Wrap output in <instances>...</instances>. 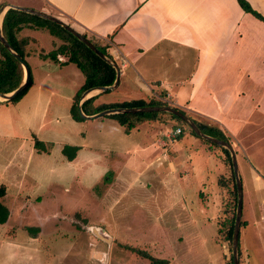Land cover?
<instances>
[{
	"label": "rangeland",
	"instance_id": "obj_1",
	"mask_svg": "<svg viewBox=\"0 0 264 264\" xmlns=\"http://www.w3.org/2000/svg\"><path fill=\"white\" fill-rule=\"evenodd\" d=\"M5 1L41 6L39 0ZM3 4L0 0V7ZM31 35L39 41L25 49L32 80L38 78V83L46 72L55 80L41 83L40 101L32 82L16 102L7 103L8 112L21 110L31 134L19 149V134L8 138L0 130V186L5 188L0 200L9 210L0 225V264H151L149 257L169 264H230L231 240L224 239V232L235 219L237 193L220 148L198 138L196 148L204 144L216 155L206 150L200 157L190 147L189 169L181 167L169 176L162 166L161 185L150 182L154 180L150 174L141 184L145 176L140 181L136 176L144 163L135 155H124L123 149L145 137L139 131L126 135L123 126L108 116L75 121L70 107L84 73L67 59L60 64L61 54L50 57L59 52L60 39L45 29H33ZM118 91L102 92L100 102L121 101ZM4 117L0 111V119ZM14 123L20 131L21 123ZM171 133L168 138L173 141L177 137ZM226 138L243 185L239 264H264V220L255 217L256 207L255 216L247 210V201L257 206L264 197V140L242 150ZM27 149L32 150L28 161ZM198 163L208 176L205 182L199 180ZM253 174L262 179L260 183ZM242 219H248L247 224H241Z\"/></svg>",
	"mask_w": 264,
	"mask_h": 264
},
{
	"label": "crops",
	"instance_id": "obj_2",
	"mask_svg": "<svg viewBox=\"0 0 264 264\" xmlns=\"http://www.w3.org/2000/svg\"><path fill=\"white\" fill-rule=\"evenodd\" d=\"M1 1L52 15L88 37L94 45L104 46L110 59L119 67V82L109 90H119L121 101L116 102L143 100L172 104L161 106L173 107L187 116L193 114L204 118L242 150L253 148L264 140V22L245 13L236 0H39L41 6ZM247 1L264 16V0ZM31 30L24 28L20 32L22 38H27V45L39 42L31 35ZM253 34L257 35L256 39ZM50 42L53 44L54 41L51 39ZM41 49L39 52L44 54L45 48ZM57 59L63 64L67 58L60 55ZM51 76L46 72L38 83H35L38 78L32 80L37 86L39 101V92L43 89L41 83L53 82L55 78ZM101 94L89 96H96L92 108L105 103L100 102ZM0 102V111L5 114L4 119H0L2 135L13 138L18 133L20 149L31 134L28 120L20 114L21 110L8 112L9 101ZM160 114L162 117L157 114L131 132H125L122 127L126 135L139 131L145 137L130 142L123 149L124 155H135L144 163L136 176L139 181L145 176L141 184L150 174V178H154L150 182L161 185L162 166L169 176L178 174L181 167L189 169L191 152H198L200 157L207 153L206 150L213 155L216 153L207 146L205 149L204 144L196 148L197 137L184 131L183 125L173 122L168 114ZM190 115L188 117L194 122H202ZM14 119L21 123L20 131ZM178 127H183L182 132L170 141L168 133ZM190 147L195 150L190 152ZM31 153L32 150L27 149V161ZM198 164L202 174L199 180H206L204 166ZM253 176L256 184L260 183L262 179ZM199 180L196 188L201 186ZM247 210L257 219L264 220V197L257 206L252 200L247 201ZM247 220H243V224H247Z\"/></svg>",
	"mask_w": 264,
	"mask_h": 264
},
{
	"label": "trees",
	"instance_id": "obj_3",
	"mask_svg": "<svg viewBox=\"0 0 264 264\" xmlns=\"http://www.w3.org/2000/svg\"><path fill=\"white\" fill-rule=\"evenodd\" d=\"M236 1L245 13H249L253 15L255 18L264 22V16H262L257 11H255L247 0H236ZM24 28L45 29L51 36L60 39L61 44L57 48L59 52L56 54L50 53V57L54 59L57 54L67 56V61L73 62L82 71V73H84L85 75L84 83L80 87L79 91L75 94L70 107L71 117L75 119V121H80L84 119L83 117L80 116L78 111V102L81 93H83L85 90L89 88L98 87V86H109L113 84L116 76V71L114 67L109 63H107L106 61L99 58L91 49H89L75 36H73L71 33H69L67 30H65L57 23L47 19L40 18L35 15L28 14L23 11L10 8L5 11L2 17V21H1L2 35L9 42V44H11V46L15 49V51L21 55V57L25 61H26L25 45L27 43L26 41L27 38H22V36H20L21 30H23ZM95 46L107 57L109 58L111 57L110 55L107 54L104 46H100L97 44H95ZM23 76L24 73L21 64L0 43V92L8 93L16 89L21 84L23 80ZM31 83H32V76L30 69V80L28 86L10 101L16 102L27 91ZM95 99L96 96H91L81 104V109L84 114L91 115L109 108L125 109V108H141L147 105H157V106L166 105L165 103L158 101L155 102L152 101L150 103H146L143 100H130V101L107 103V104L102 103L92 108V103ZM160 113L168 114L172 119L179 120L180 122H182V124H184L188 128V126L184 123L182 119L168 112L158 113L156 111H152V112H140V113H118V114L108 115V117L115 119L121 126H123L126 129L125 130L126 132H129L130 130L136 128L139 125V123H142L148 119H154L157 116V114ZM195 123L203 133L227 141L225 134L218 127L198 121H195ZM189 132L194 137L199 138L191 129H189ZM202 140L214 147L220 148V150L224 154L223 158L230 167L229 168L230 174H232L231 176L232 178H234L229 152L225 148L217 144L211 143L204 139ZM38 142H36L37 145H39ZM69 158L72 159L73 155H70ZM233 186H234L233 187L234 195H236L235 182ZM4 195H5V188L3 185H1L0 198ZM8 216H9V210L0 200V225L7 221ZM233 223H234V217L232 218L230 224L226 227V231L224 232V239L227 242H230L231 240ZM242 223L243 222H241V224ZM149 260L151 264H169V262L164 259H156L149 257ZM230 264H232V260L230 261Z\"/></svg>",
	"mask_w": 264,
	"mask_h": 264
},
{
	"label": "water",
	"instance_id": "obj_4",
	"mask_svg": "<svg viewBox=\"0 0 264 264\" xmlns=\"http://www.w3.org/2000/svg\"><path fill=\"white\" fill-rule=\"evenodd\" d=\"M16 9L19 11L26 12L31 15L38 16L43 19H47L50 21H53L63 27L65 30H67L69 33H71L73 36H75L79 41H81L84 45H86L89 49H91L99 58L106 61L110 65H112L116 71V76L113 84L109 86H98L93 87L85 90L82 95L80 96L79 102H78V111L81 117L83 118H94V117H102V116H108L112 114H118V113H140V112H149V111H166L168 113L174 114L180 119L184 121V123L188 126L189 129H191L198 137L207 140L211 143L217 144L223 148H225L229 154L231 159V166L232 171L234 174V180H235V186H236V193H237V201H236V214L234 219V225L232 229V236H231V256H232V264H239L238 259V240H239V230H240V221H241V215H242V203H243V191H242V184L241 179L239 175L238 165L236 161L235 154L233 152L232 146L228 141L218 139L216 137L207 135L203 133L200 128L196 125V123L187 115L183 114L181 111L169 107V106H147V107H141V108H109L104 109L102 111H99L92 115H86L83 113L81 109V104L88 98V94H90L93 91L104 92L107 90L114 89L118 82H119V67L111 60L109 57H107L105 54H103L92 42H90L87 38H85L81 33L76 31L73 27L70 25L62 22L60 19L43 13L41 11H37L31 8H26L22 6L12 5V4H3L0 7V43L14 56V58L21 64L23 68V80L21 84L14 90L8 93H1L0 92V100L3 101H10L12 100L16 95L21 93L29 84L30 80V68L27 64V62L21 57L19 53L15 51V49L9 44V42L3 37L2 31H1V21L2 17L6 10L8 9Z\"/></svg>",
	"mask_w": 264,
	"mask_h": 264
},
{
	"label": "built area",
	"instance_id": "obj_5",
	"mask_svg": "<svg viewBox=\"0 0 264 264\" xmlns=\"http://www.w3.org/2000/svg\"><path fill=\"white\" fill-rule=\"evenodd\" d=\"M179 133H181L180 128H176V129L174 130V132L171 134V136H175L176 134H179Z\"/></svg>",
	"mask_w": 264,
	"mask_h": 264
},
{
	"label": "bare ground",
	"instance_id": "obj_6",
	"mask_svg": "<svg viewBox=\"0 0 264 264\" xmlns=\"http://www.w3.org/2000/svg\"><path fill=\"white\" fill-rule=\"evenodd\" d=\"M97 91H93V92H91L90 94H88V95H92V94H94V93H96ZM88 97V96H87ZM89 98V97H88ZM87 98V99H88ZM178 128H180V127H178ZM181 130V129H180Z\"/></svg>",
	"mask_w": 264,
	"mask_h": 264
}]
</instances>
